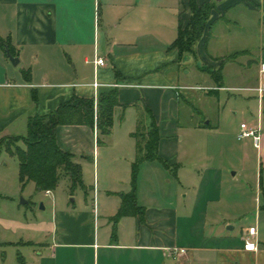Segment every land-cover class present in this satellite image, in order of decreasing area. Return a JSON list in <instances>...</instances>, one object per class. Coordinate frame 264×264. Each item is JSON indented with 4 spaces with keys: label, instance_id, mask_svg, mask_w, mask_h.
<instances>
[{
    "label": "crops",
    "instance_id": "crops-1",
    "mask_svg": "<svg viewBox=\"0 0 264 264\" xmlns=\"http://www.w3.org/2000/svg\"><path fill=\"white\" fill-rule=\"evenodd\" d=\"M151 1L0 0V36L10 40L12 55L19 58V63L26 58V65L34 70L38 66L43 71L37 77L35 73L33 76L25 73V78L15 80L8 67L9 56L0 46V61L5 67L4 75L0 73V138L25 135L31 116L53 111L74 96L93 98L97 107L99 95L113 88L117 89L120 102L115 109L114 125L116 117L123 122L134 114L132 121L130 118L128 121L138 128L127 130L125 152L132 155L127 161L129 169L124 177L128 187L125 190L104 189L105 201L110 207L101 211L94 197L93 206L59 212L60 220L57 217L56 223L49 228L53 232V241L41 238V232L44 234L48 229L40 224L0 223V231L4 228L12 235L11 238H0V256L5 253L3 264H8L9 257L12 264H264V94L260 96L257 90L263 79L260 77L257 87H246L256 92L258 112L253 114L250 122L261 125V148L256 149L251 139L240 140L239 164L228 161L222 166H214L211 164L213 159H206L201 164L190 161L191 168L185 169L179 146L169 135L166 139L163 135L178 131L174 121L178 117L182 90L211 87L189 82L181 75L182 66L191 56L198 59L197 70L208 67L206 64L213 69L220 66L216 51L219 42L211 45L215 53L209 50L212 29L221 20L230 22L226 13L237 6H242L245 14L255 12L260 15L257 64L262 67L264 0H197L199 4L216 1V6L196 44L195 55L183 58L171 44L177 37L180 20L184 25L190 20L189 0H186V18L179 15L177 24L172 22L171 26L166 24L167 19L153 16ZM181 1L184 7L185 0ZM97 57L105 59L103 66H96ZM189 73L190 70L185 72ZM95 82L100 85L96 87ZM151 112L160 130L159 155L170 167L156 160L163 168L175 171L184 190L181 193L183 200L176 206L160 193L145 195L138 184L137 202L145 208L144 219L121 217L114 236L113 222L122 203V194L131 190L132 163L137 153L134 133L147 130ZM203 124L194 128L206 133L210 121ZM114 125L107 135L113 133ZM96 127L97 123L94 127L59 125L56 129L58 145L73 152L82 164L83 179L85 162L89 158L94 170L99 172ZM201 144L206 148V144ZM248 148L257 151L255 158L246 152ZM156 160H145L139 165ZM203 164L205 167L199 169L198 165ZM253 172L259 178V194L253 195L252 207L248 208L247 201L239 193L244 187L232 190V185L229 189L226 185L230 180L243 181ZM181 206L185 211L183 216L178 212ZM195 217L197 233L188 232L187 235L186 227H183L184 238L180 239L181 219L190 221ZM101 220L105 227L102 233ZM254 227L258 248L247 250L244 238ZM175 247L185 248L187 252L172 254L170 249Z\"/></svg>",
    "mask_w": 264,
    "mask_h": 264
},
{
    "label": "rangeland",
    "instance_id": "rangeland-1",
    "mask_svg": "<svg viewBox=\"0 0 264 264\" xmlns=\"http://www.w3.org/2000/svg\"><path fill=\"white\" fill-rule=\"evenodd\" d=\"M151 2L153 4L151 10L153 16L158 17L157 19H167L166 24L168 26H171L172 22H175L176 25L179 15L186 18V0L184 7L181 0H152ZM107 8L105 7V9ZM243 10L242 6H237L226 13L230 22L221 20L212 29L209 50L215 53L211 45L219 42L220 45L216 51L220 66L213 69L209 67V64H206L208 67L202 66L200 70H197L198 59L191 56L190 60L181 68V75L186 77L189 82L211 86L210 88L206 87L194 91L182 90L178 117L174 121L178 131L163 134L165 139L169 135V138L173 139L175 144L179 146L180 160L185 163V169L191 168L190 161L201 164L206 159H213L214 161L211 164H214V166H222L224 162L228 161L233 164H239L240 162V155L237 150L242 142L237 138L238 129L241 121L250 122L253 114L258 112L256 92L252 89H246V87H257V83L262 77L261 67L257 64L259 60L258 19L260 15L255 12L245 14ZM160 28L157 27L158 30ZM162 28L165 29V26ZM245 49L248 51L244 52ZM0 51L2 50L0 49ZM8 63L9 69L14 73L15 80L25 78L26 72L31 73V76L35 73L36 77L43 72L38 66L34 70L30 65H26V58L18 65H14L11 60ZM199 63L204 65L202 61H199ZM0 66V69H3V71L0 70V73H4L5 67L2 61H0ZM187 70H190L189 74H185ZM215 79L221 80V87ZM133 117L134 114L133 116L129 115L123 122L119 117H116L111 135L99 133L96 136V143L99 144L100 151V168L99 172L98 170L95 171L93 161L90 158L85 162L84 183L88 192L81 187H77L71 193L67 179H63L55 189L50 191L39 190L33 181L28 182L23 187L19 178L17 156L7 149H3L0 153V219L2 220H0V223L2 225H5L4 222L6 224L18 222L40 224L48 229L44 234L41 232V238L53 241V232L49 231V228L56 223L59 212L68 209L87 208V205L93 206L94 197L95 201L97 199V207L99 205L101 211L103 208H109V203L105 201L107 194L104 189L110 187L125 190L128 187L124 177L129 169L127 161L132 158V155H127L125 152L127 149L126 140L128 139L127 130L128 128L138 130L128 121L129 118L132 121ZM206 121H210V125L205 128L207 129L205 130L206 133L194 128L198 125H204L203 123ZM219 131L229 132L230 134L225 133L223 135ZM130 141L132 140L129 139ZM201 143L206 144V148ZM246 152L254 158L257 156V151L253 148H248ZM198 166L201 169L205 167V164ZM257 177V173L253 172L252 176L243 181L239 179L230 180L226 185V189H229L230 185H232V190L244 187V190L239 191V193L247 201V207L250 208L252 207L251 198L253 195L258 196L259 194V189H257L259 178ZM136 179L139 180V183L136 184L137 189L139 184L140 192L145 195L155 192L160 193L167 200H172L176 206H179V202L183 200L181 193L184 190L175 171L163 168L158 161L139 165ZM96 183L97 191L94 193ZM98 190L101 193H98ZM72 198L75 200L74 202ZM178 212L180 216L185 214L182 206ZM102 225H104L103 220L100 223L101 233L105 230ZM183 227H186L185 234L187 235L188 232L197 233L195 229L198 227L197 217L190 221L181 219L180 239L184 238L182 235ZM122 229L121 224L120 230ZM11 236L7 230L1 228L0 238H11ZM4 256H0V264L4 263ZM15 261L16 259H14ZM12 262L11 257L6 261L8 264H12Z\"/></svg>",
    "mask_w": 264,
    "mask_h": 264
},
{
    "label": "trees",
    "instance_id": "trees-1",
    "mask_svg": "<svg viewBox=\"0 0 264 264\" xmlns=\"http://www.w3.org/2000/svg\"><path fill=\"white\" fill-rule=\"evenodd\" d=\"M191 12L188 24L180 20L178 34L172 48H176L180 58L195 55L196 44L201 39L216 6V1L199 4L189 0ZM0 46L13 53L10 40L0 36ZM31 74L26 72V74ZM216 80V79H215ZM216 82L221 84V80ZM93 98L74 96L57 109L37 113L29 118L25 135L0 138V153L7 149L19 161V178L23 187L33 181L40 190H53L63 179L69 182L71 193L81 187L87 190L83 179L82 164L73 152L63 150L57 143L56 129L59 125H88L97 123L98 134H108L114 125L115 109L120 105L118 91L110 89L99 95L97 107ZM136 138V158L132 163L131 190L122 194V203L114 217V224L124 216H139L144 219L145 208L137 202V172L139 164L145 160H159L164 166L170 165L158 152L160 130L156 118L150 113V124L146 131L134 133ZM22 144V145H20ZM114 225V226H115ZM116 226L113 228L115 236Z\"/></svg>",
    "mask_w": 264,
    "mask_h": 264
},
{
    "label": "built area",
    "instance_id": "built-area-1",
    "mask_svg": "<svg viewBox=\"0 0 264 264\" xmlns=\"http://www.w3.org/2000/svg\"><path fill=\"white\" fill-rule=\"evenodd\" d=\"M95 64L97 67L103 66L105 64V59L102 57H97L95 59ZM261 80H264V64L261 67ZM261 81L257 87V90L260 93V96L264 94V81ZM96 87H98L100 84L99 82L94 83ZM96 136L98 134L97 127L95 129ZM262 129L260 123H253V122H247L243 121L240 124V130L237 133V138L239 140H245V139H251L253 141L254 147L256 149L261 148V139H262ZM50 191V190H48ZM249 236L245 237V248L247 250H256L258 248V241L256 240V234L257 230L256 228H252L249 231ZM255 238V239H254ZM170 252L172 254L178 255V254H185L187 250L185 248H178L175 247L173 249H170Z\"/></svg>",
    "mask_w": 264,
    "mask_h": 264
},
{
    "label": "water",
    "instance_id": "water-1",
    "mask_svg": "<svg viewBox=\"0 0 264 264\" xmlns=\"http://www.w3.org/2000/svg\"><path fill=\"white\" fill-rule=\"evenodd\" d=\"M7 54H8V56H9V59L12 61V63H13L14 65H17V64L19 63V58L13 56L12 53H11L9 50H7ZM207 122H208V121H207ZM73 200H74V199L72 198V201H73ZM24 202H27V201H24ZM42 207H44V206L42 205Z\"/></svg>",
    "mask_w": 264,
    "mask_h": 264
}]
</instances>
